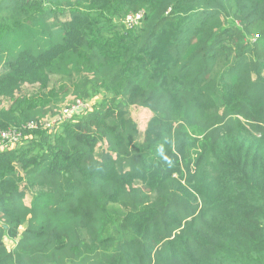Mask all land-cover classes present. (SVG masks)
Returning <instances> with one entry per match:
<instances>
[{"label": "trees", "instance_id": "obj_1", "mask_svg": "<svg viewBox=\"0 0 264 264\" xmlns=\"http://www.w3.org/2000/svg\"><path fill=\"white\" fill-rule=\"evenodd\" d=\"M30 122L0 264H264V0H0V132Z\"/></svg>", "mask_w": 264, "mask_h": 264}, {"label": "built area", "instance_id": "obj_2", "mask_svg": "<svg viewBox=\"0 0 264 264\" xmlns=\"http://www.w3.org/2000/svg\"><path fill=\"white\" fill-rule=\"evenodd\" d=\"M142 19V13L135 15H129L126 19L127 27H132L137 25L138 22ZM90 106L84 104L82 101L77 100L72 103L70 106L65 107L58 117L47 118L42 122V129L44 130H53L57 128L59 124L63 121L70 120L75 113L82 112L83 110H88ZM38 125L34 122L27 123L20 127L19 129H8L0 132V141L4 147H15L22 139L23 130H34L37 129Z\"/></svg>", "mask_w": 264, "mask_h": 264}, {"label": "rangeland", "instance_id": "obj_3", "mask_svg": "<svg viewBox=\"0 0 264 264\" xmlns=\"http://www.w3.org/2000/svg\"><path fill=\"white\" fill-rule=\"evenodd\" d=\"M239 3H237V5H238ZM239 7V6H238ZM101 96H99V98H100ZM94 101H96V100H93L91 103H89V104H86V105H88V106H91L92 105V103L94 102ZM90 109V108H89ZM143 121V124L145 123V121H146V119H143L142 120ZM216 124L217 125H230V121H229V119H227V120H222L221 118L220 119H218V120H216ZM67 205L69 206V207H74L75 205H76V202L75 201H70V202H68L67 203ZM200 204H198V206H199ZM198 210H199V207H198ZM197 210V211H198ZM29 224H28V221L25 223V224H23L21 227H20V231H23L27 226H28ZM4 243H5V245H6V247L9 249V250H11L13 247H14V244H15V242H13V241H11V240H9V239H4Z\"/></svg>", "mask_w": 264, "mask_h": 264}, {"label": "bare ground", "instance_id": "obj_4", "mask_svg": "<svg viewBox=\"0 0 264 264\" xmlns=\"http://www.w3.org/2000/svg\"><path fill=\"white\" fill-rule=\"evenodd\" d=\"M138 14V13H137ZM131 15H135V14H131ZM128 17V16H127ZM142 18H143V13H142ZM127 19V18H126ZM142 20V19H141ZM126 24V21H125ZM127 26V25H126ZM127 28H132V27H127Z\"/></svg>", "mask_w": 264, "mask_h": 264}]
</instances>
